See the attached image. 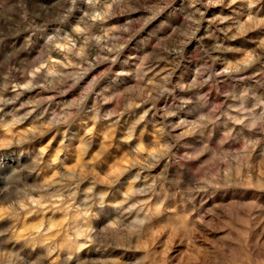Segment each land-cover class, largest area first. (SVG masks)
<instances>
[{"label": "rangeland", "instance_id": "obj_1", "mask_svg": "<svg viewBox=\"0 0 264 264\" xmlns=\"http://www.w3.org/2000/svg\"><path fill=\"white\" fill-rule=\"evenodd\" d=\"M0 264H264V0H0Z\"/></svg>", "mask_w": 264, "mask_h": 264}]
</instances>
